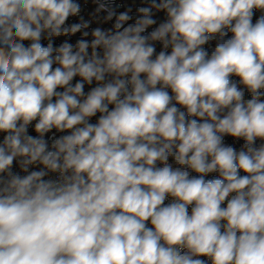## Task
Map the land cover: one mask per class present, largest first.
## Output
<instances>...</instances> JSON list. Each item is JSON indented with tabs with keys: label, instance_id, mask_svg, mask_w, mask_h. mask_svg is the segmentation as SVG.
<instances>
[{
	"label": "clouds",
	"instance_id": "1",
	"mask_svg": "<svg viewBox=\"0 0 264 264\" xmlns=\"http://www.w3.org/2000/svg\"><path fill=\"white\" fill-rule=\"evenodd\" d=\"M93 3L0 0V264H264V0Z\"/></svg>",
	"mask_w": 264,
	"mask_h": 264
},
{
	"label": "built area",
	"instance_id": "2",
	"mask_svg": "<svg viewBox=\"0 0 264 264\" xmlns=\"http://www.w3.org/2000/svg\"><path fill=\"white\" fill-rule=\"evenodd\" d=\"M113 4L118 7V10L123 11L125 8H129L131 7L133 10H135V8L139 5L140 0H112ZM81 3V15L85 18V19H89L90 18V14L93 12L94 10V3L93 0H80ZM260 13H257V16H259ZM77 18H71L69 20V23H72L76 20ZM95 26V25H93Z\"/></svg>",
	"mask_w": 264,
	"mask_h": 264
}]
</instances>
